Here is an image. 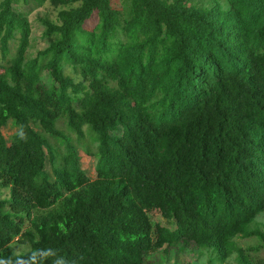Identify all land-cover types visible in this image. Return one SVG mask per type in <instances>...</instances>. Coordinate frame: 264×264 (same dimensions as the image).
I'll list each match as a JSON object with an SVG mask.
<instances>
[{"label": "trees", "instance_id": "1", "mask_svg": "<svg viewBox=\"0 0 264 264\" xmlns=\"http://www.w3.org/2000/svg\"><path fill=\"white\" fill-rule=\"evenodd\" d=\"M28 1L0 0V264H264V0H51L32 59Z\"/></svg>", "mask_w": 264, "mask_h": 264}, {"label": "rangeland", "instance_id": "2", "mask_svg": "<svg viewBox=\"0 0 264 264\" xmlns=\"http://www.w3.org/2000/svg\"><path fill=\"white\" fill-rule=\"evenodd\" d=\"M122 4L126 2L127 0H119ZM192 3L198 7H208L212 6L213 0H192ZM62 9L60 7H54L51 4V0H46V2L41 6L38 7L32 0H29L27 4H23L20 2V4H17L14 6V10L17 11L19 14L25 16L31 27V47L29 48V51L27 52V57L29 59H32L36 53L40 50H43L47 44L46 41L42 37L43 33V26L40 24L39 19L47 17L51 21L56 20L57 12ZM15 44H10V52L8 54V58L12 55L14 51ZM1 61V58H0ZM2 63L4 61H1ZM47 76H43V82L48 87L52 85L51 81L47 79ZM15 133V128H13L11 125H7L3 130L2 134L5 137L6 140L10 138V136ZM79 155V162L81 165L82 170L85 172L87 177L91 180L95 179V164L96 161L94 158L89 157L85 154H83L80 150H78ZM8 197V191L0 189V198H7ZM159 222H163L162 219L158 218ZM256 222L259 226L264 225V213L261 214L259 217H257ZM237 245L243 249L250 248V247H257L258 241L256 239H238L236 241ZM12 250L17 253H26L28 251V248L19 246L15 243L11 245ZM169 259L166 260L162 255H158V258L150 259L148 262L149 264H174L176 263L175 254L170 253ZM250 256L252 258L262 260L264 261V249L260 250L258 253H250ZM185 258H188L191 262L194 260H198V264H206L207 260L209 258H212L209 251H203L201 256L197 257L193 255L186 256L185 254L180 255L181 262H185ZM218 264V263H213ZM225 264H236L235 262V256H232L227 260Z\"/></svg>", "mask_w": 264, "mask_h": 264}, {"label": "clouds", "instance_id": "3", "mask_svg": "<svg viewBox=\"0 0 264 264\" xmlns=\"http://www.w3.org/2000/svg\"><path fill=\"white\" fill-rule=\"evenodd\" d=\"M57 264H62V262L58 261Z\"/></svg>", "mask_w": 264, "mask_h": 264}]
</instances>
